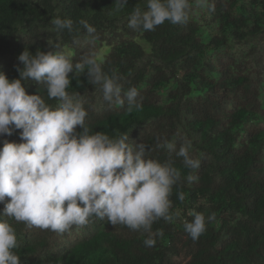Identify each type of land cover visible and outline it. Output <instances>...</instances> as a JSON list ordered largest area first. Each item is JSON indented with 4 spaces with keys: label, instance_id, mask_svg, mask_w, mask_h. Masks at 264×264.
Instances as JSON below:
<instances>
[{
    "label": "trees",
    "instance_id": "trees-1",
    "mask_svg": "<svg viewBox=\"0 0 264 264\" xmlns=\"http://www.w3.org/2000/svg\"><path fill=\"white\" fill-rule=\"evenodd\" d=\"M114 2L0 0V72L19 78L25 49L35 54L59 44L73 63L95 58L104 73L119 75L124 90L135 86L141 107L131 110L127 100L106 102L87 66L69 74L67 91L83 99L93 132L127 133L129 143L151 149L150 157L174 161L182 175L170 196L172 219L145 233L93 217L60 234L3 217L16 230L20 264H264V0H208L204 8L190 0L186 25L165 21L148 32L128 27L134 7L145 9L146 0H128L119 10ZM57 16L73 20L71 33L56 31ZM80 20L96 29L89 43ZM24 87L58 103L43 84L29 80ZM20 131L13 126L0 146L22 142ZM165 139L177 150L190 140L200 168H185L182 157L161 146ZM193 210L215 214L195 241L183 228ZM149 236L152 247L144 245Z\"/></svg>",
    "mask_w": 264,
    "mask_h": 264
},
{
    "label": "clouds",
    "instance_id": "clouds-1",
    "mask_svg": "<svg viewBox=\"0 0 264 264\" xmlns=\"http://www.w3.org/2000/svg\"><path fill=\"white\" fill-rule=\"evenodd\" d=\"M128 0H115L117 10ZM204 8L208 0H194ZM190 0H146V8L135 6L128 18V27L144 32L154 31L168 21L186 25L190 19ZM51 23L57 32L73 31V20L55 17ZM86 32L85 43L94 39L96 29L80 20ZM74 43L80 40L74 38ZM49 51L37 49L35 54L25 49L18 60L19 78L9 79L0 72V137L20 131L22 142L3 140L0 146V264H20L16 230L8 217L29 227L63 234L86 225L90 218L107 219L111 225H123L133 231L150 233L160 219L171 220L170 196L181 180V170L173 160L161 162L149 156L144 143H129L130 136L121 133L109 136L86 125L88 115L83 99L69 94L70 73H84L100 85L103 99L110 105L139 109V92L135 86L124 90L120 77L104 73L95 58L73 63L72 53L59 44L49 45ZM43 84L48 99L29 94L24 82ZM81 131H77V128ZM132 140V139H131ZM162 147L182 157L183 166L198 170L201 160L190 154L191 141L184 140L179 149L174 140H164ZM192 182L196 177H186ZM183 200V195L179 196ZM184 231L195 241L206 231L215 214L191 211ZM155 240H144L152 247Z\"/></svg>",
    "mask_w": 264,
    "mask_h": 264
}]
</instances>
